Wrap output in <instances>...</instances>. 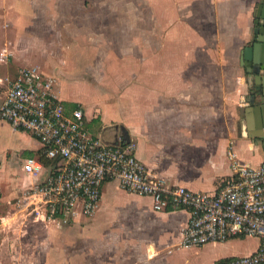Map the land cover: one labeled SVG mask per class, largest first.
<instances>
[{
  "label": "crops",
  "instance_id": "crops-1",
  "mask_svg": "<svg viewBox=\"0 0 264 264\" xmlns=\"http://www.w3.org/2000/svg\"><path fill=\"white\" fill-rule=\"evenodd\" d=\"M111 1L0 0V69L8 72L0 78L14 77L25 65L37 66L53 78V93L66 109L78 105L83 109L92 133L111 143L126 135L135 143L136 157L169 184L214 192L232 173L229 151L252 166L264 162L260 139L264 118L257 111L264 102L250 99L252 91L264 84V75L253 72L251 60L243 58L253 42L259 0H168L166 19L155 8L149 14L123 9L116 23L111 21ZM179 20L208 22L219 31L208 35L200 27L177 26ZM112 30L122 32L115 37L140 40L135 45H116L113 50L109 44ZM224 36L233 47L228 52L237 54V84L229 97L223 90L224 66L218 68L208 58L211 53H224L219 46V41L225 43ZM204 39L214 44H205ZM113 53L127 55L121 58L125 88L118 98L98 91L83 99L69 92L70 83L78 88L90 85V71L95 82L93 72L100 65L106 68L108 55ZM131 55H136L135 60ZM191 55H199V60L193 62ZM132 61L137 64L135 77L132 72L128 75ZM218 70L221 76L212 77ZM82 71L88 72V78ZM2 125L13 130L5 122ZM25 136L29 147L22 170L27 157L38 158L42 164L36 175L23 170L33 184L45 178L50 160L40 155L35 137L28 132ZM187 219L185 209L156 211L150 197L128 192L108 179L97 208L83 225L45 224L51 233L49 242L57 246L53 253L50 246L45 256L49 262L65 261L60 248L77 240L82 250L68 257L72 261L86 252L94 257L90 264H172V247H184L181 232ZM260 243L259 236L240 235L194 250L198 264H208L250 254ZM102 248L103 261L96 260L95 253Z\"/></svg>",
  "mask_w": 264,
  "mask_h": 264
},
{
  "label": "built area",
  "instance_id": "built-area-1",
  "mask_svg": "<svg viewBox=\"0 0 264 264\" xmlns=\"http://www.w3.org/2000/svg\"><path fill=\"white\" fill-rule=\"evenodd\" d=\"M52 87L53 78L35 65L0 78V123L30 133L40 155L50 160L45 178L25 194L34 220L58 226L81 222L97 208L104 181L114 179L120 188L150 197L156 211L185 209L184 247L240 235L261 237L254 252L208 264H264V162L252 166L229 151L232 173L214 192L169 184L136 157L132 140L115 144L92 133L83 109H66ZM41 167L38 158L27 157L23 170L36 175Z\"/></svg>",
  "mask_w": 264,
  "mask_h": 264
},
{
  "label": "rangeland",
  "instance_id": "rangeland-1",
  "mask_svg": "<svg viewBox=\"0 0 264 264\" xmlns=\"http://www.w3.org/2000/svg\"><path fill=\"white\" fill-rule=\"evenodd\" d=\"M111 5L109 6L111 9V21L112 23H116L119 21L120 16L122 15L121 10L123 9H133L139 10L140 14H149L152 12V9L160 10L162 14L161 17L166 19V14L168 11L167 2L168 0H112ZM129 15V14H128ZM181 17V16H180ZM179 16H177V19ZM182 18V17H181ZM136 19V18H135ZM213 24V23H212ZM177 26L181 25L185 28V25H189L188 27L201 28L206 30L205 33L208 35L211 34L212 31H219V29H215L208 22L194 24L190 22H181L179 20L176 23ZM198 25V26H197ZM3 29H8L7 26L2 27ZM221 32H225V30L221 29ZM1 33V31H0ZM122 32H118L117 30H112V37L109 39V44H111V48L113 50H117L115 48L116 45L127 44V45H135L136 40L140 39L136 38H123V37H115V35H119ZM221 40V38H218ZM3 40L2 34H0V43ZM205 44L212 45L213 41H209L204 39ZM215 41V40H214ZM223 41H219L220 51L224 53L214 54L211 53L208 55L209 59H213L215 65L224 66L223 68V79H224V95L225 97H229L231 91L236 86V77L238 75L237 69L234 67L237 66V61L235 60L237 54L234 52H228V50H232L233 47L229 46L230 39L223 37ZM191 44V43H190ZM28 46H31L29 43ZM25 49V48H24ZM23 49V50H24ZM21 50V51H23ZM22 54V53H20ZM122 56L119 53H113L112 55H108L110 58L106 63V68H103L102 65L98 67V70H95L93 73L97 75V81L92 77V72L90 71V85H81V87L75 86V83H70L69 92L72 94H77L80 98L88 99L89 96L93 95L94 92H108L111 93L112 97H119L120 90L125 88L124 79L121 74L126 71H122L121 69V58ZM130 56V55H128ZM192 61L196 62L199 59L196 56L199 55H191ZM133 60L136 55H131ZM132 70L128 71V75L132 72L134 75V68H136V63L134 61L131 62ZM9 66L6 65V68ZM200 71V70H198ZM198 71H195L196 74H199ZM87 76V71H82ZM215 72V71H214ZM213 72V73H214ZM220 70L217 71L216 75L211 73L212 77L220 75ZM8 74L5 69H0V77ZM104 76V77H103ZM135 77V75H134ZM100 78V81L98 79ZM98 89V90H97ZM133 94L134 89L133 87ZM117 109V107H116ZM26 132L21 131H13L8 126H0V264H90L89 259H94L92 255L89 257L85 254H82L78 257L75 256L73 261L68 257L73 253H76L78 250H82V247L79 245V241L75 244L73 242H68L69 245H64V247L60 248L62 255L65 258V261L57 260L53 262H49L47 257L45 256L46 250L51 247V253L57 250V246L54 247L49 242L48 237L51 235L50 229L45 226L41 221H36L29 214L30 207L28 206V199L26 198V193L30 184V178L26 173L22 170L23 158L26 156L27 151L26 148L29 147V138L25 136ZM130 201L128 202V204ZM127 205V204H126ZM84 220H82L80 225H83ZM127 221H131L128 219ZM50 235L48 236V234ZM175 241L172 236V240ZM199 249V247L194 248H185V247H175L173 246L170 252V260L172 264H198V259L196 258L195 250ZM102 250H97L95 253L96 260L103 261ZM55 254V253H54ZM77 255V254H75ZM62 256V257H63ZM100 256V258H98ZM59 256H56L55 259H58ZM103 263V262H102Z\"/></svg>",
  "mask_w": 264,
  "mask_h": 264
},
{
  "label": "water",
  "instance_id": "water-1",
  "mask_svg": "<svg viewBox=\"0 0 264 264\" xmlns=\"http://www.w3.org/2000/svg\"><path fill=\"white\" fill-rule=\"evenodd\" d=\"M254 38L251 46L245 48L243 52V58L251 60V68L253 72L257 75H264V0H259L257 4V11L255 13V21H254ZM259 98L264 102V84H262L261 89L257 91H252L250 94V99L253 101L254 99ZM257 111L264 118V103H260L257 106ZM264 127V121L262 123ZM261 143L264 145V132L263 135L260 136ZM122 140L128 141L129 138L124 135ZM116 142L115 144H117Z\"/></svg>",
  "mask_w": 264,
  "mask_h": 264
}]
</instances>
